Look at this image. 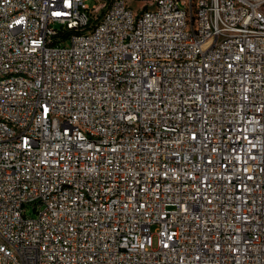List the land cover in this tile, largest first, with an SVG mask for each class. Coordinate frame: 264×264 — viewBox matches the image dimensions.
Listing matches in <instances>:
<instances>
[{"label": "built area", "instance_id": "built-area-1", "mask_svg": "<svg viewBox=\"0 0 264 264\" xmlns=\"http://www.w3.org/2000/svg\"><path fill=\"white\" fill-rule=\"evenodd\" d=\"M0 264H264V0H0Z\"/></svg>", "mask_w": 264, "mask_h": 264}, {"label": "rangeland", "instance_id": "rangeland-1", "mask_svg": "<svg viewBox=\"0 0 264 264\" xmlns=\"http://www.w3.org/2000/svg\"><path fill=\"white\" fill-rule=\"evenodd\" d=\"M142 5V2H136L135 7H140Z\"/></svg>", "mask_w": 264, "mask_h": 264}]
</instances>
